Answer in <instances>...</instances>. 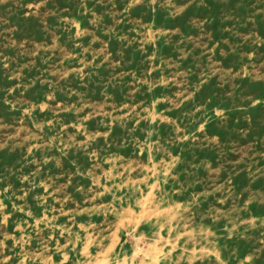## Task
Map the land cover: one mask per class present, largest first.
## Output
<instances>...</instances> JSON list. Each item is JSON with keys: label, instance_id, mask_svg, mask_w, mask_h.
<instances>
[{"label": "rangeland", "instance_id": "obj_1", "mask_svg": "<svg viewBox=\"0 0 264 264\" xmlns=\"http://www.w3.org/2000/svg\"><path fill=\"white\" fill-rule=\"evenodd\" d=\"M0 264H264V0H0Z\"/></svg>", "mask_w": 264, "mask_h": 264}]
</instances>
